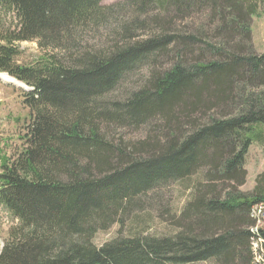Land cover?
<instances>
[{
	"label": "trees",
	"instance_id": "16d2710c",
	"mask_svg": "<svg viewBox=\"0 0 264 264\" xmlns=\"http://www.w3.org/2000/svg\"><path fill=\"white\" fill-rule=\"evenodd\" d=\"M101 1L0 0V12L15 22L0 38V72L30 87L22 93L30 116L24 148L12 159L0 155V204L19 220L0 264H253L247 226L253 205L264 204V168L251 194L239 187L249 147L264 139V50L231 52L208 42L204 29L178 30L176 21L207 9L219 29L248 41L259 0H125L121 7L139 17L115 23L127 43L87 50L74 42L75 30L104 27L117 14ZM23 40H35L45 55L15 64L13 41ZM70 46L82 52L68 64L58 52ZM160 59L169 65L152 70L126 101L97 110L96 99L126 72ZM97 112L132 128L163 120L167 134L149 149L133 146L132 157L102 136ZM195 173L206 183L179 218L171 216L177 234L91 243L95 227L121 222L136 196Z\"/></svg>",
	"mask_w": 264,
	"mask_h": 264
},
{
	"label": "rangeland",
	"instance_id": "374dc122",
	"mask_svg": "<svg viewBox=\"0 0 264 264\" xmlns=\"http://www.w3.org/2000/svg\"><path fill=\"white\" fill-rule=\"evenodd\" d=\"M124 1L102 0V5L114 8V12L117 14L109 17L105 23H101V25L105 24L104 27L95 29V26L86 25L85 28L76 29L74 39L78 38L79 41L74 40V42H80L87 50H109L111 46L116 44H126L127 38L116 34L115 23L117 21L131 22L133 17H138V13L134 7H121ZM174 18H172L173 22ZM179 23L180 21H176V28L178 30L182 28L189 29L187 33H192L195 29H204V36L208 42L221 43L231 52L261 54L264 50V0L257 2L256 12L250 16L248 41L243 40L241 35L236 34V32L219 29L217 23L209 17L207 9L192 11V13L185 15L183 21ZM172 25L175 29V24ZM14 27L13 16L9 13L0 12V38L4 37L7 29H13ZM77 30H80L78 31V37L76 35ZM0 43L3 42L0 41ZM13 44L17 50L14 57L15 64L31 65L45 55L44 50L39 47L35 40L13 41ZM81 52L82 50L79 47L70 46L64 52H58V57L61 61L69 64V57L72 55L77 56ZM165 61L169 63L168 60ZM166 62L162 59L159 63L146 61L126 72L114 89L103 93L96 99L97 110L106 109L111 111L114 104H122L131 92L143 87L150 78L152 70H159L168 66L169 64ZM26 90L29 89L25 84L6 75V73L0 74V155H6L10 159L18 155L24 148L23 134L25 126L30 120L29 110L21 101V94ZM96 114L99 116L94 120L100 127L102 136L113 146L125 148L132 157L136 156L133 146L136 147L140 142H144L142 146H147L145 149H149L151 144L164 139L167 134V127L164 126L163 120L152 121L155 118L148 119L137 128H132L127 124L107 121L106 117L102 116L100 112ZM147 153L143 149L139 151V154ZM244 168L247 170L246 180L239 189L251 194L256 184L255 178L264 168V139L261 142L254 141L251 144L245 157ZM202 178L201 174L195 173L187 179L161 183L157 188L139 194L132 199L130 206L125 205L127 207L120 213L121 222L116 221L106 229L95 227V231L90 237L91 243L100 246L116 238L134 235L174 236L179 232V228L170 222L171 216L179 218L186 205L193 202L194 197L197 195V188L201 186L202 181H205ZM261 215L262 212L259 219L264 221ZM180 222L182 224L185 221L181 220ZM16 224L17 220L13 219L9 212L0 206V243L7 239L9 230ZM251 226L253 225H248L247 228L250 229ZM261 257L263 255L259 254L256 258L260 260ZM189 264H217V262L208 260Z\"/></svg>",
	"mask_w": 264,
	"mask_h": 264
},
{
	"label": "built area",
	"instance_id": "2783aa9c",
	"mask_svg": "<svg viewBox=\"0 0 264 264\" xmlns=\"http://www.w3.org/2000/svg\"><path fill=\"white\" fill-rule=\"evenodd\" d=\"M264 204L258 203L253 205L251 208L250 217L253 218V226L250 227L251 236L254 238V245H250L252 251V263L253 264H264V237L259 234V229L264 228V221H260L259 217L262 212V217L264 219ZM256 245V246H255ZM262 254L263 257L258 260L257 255ZM255 260V261H254Z\"/></svg>",
	"mask_w": 264,
	"mask_h": 264
},
{
	"label": "bare ground",
	"instance_id": "6f19581e",
	"mask_svg": "<svg viewBox=\"0 0 264 264\" xmlns=\"http://www.w3.org/2000/svg\"><path fill=\"white\" fill-rule=\"evenodd\" d=\"M252 245H254V242H253V244Z\"/></svg>",
	"mask_w": 264,
	"mask_h": 264
}]
</instances>
